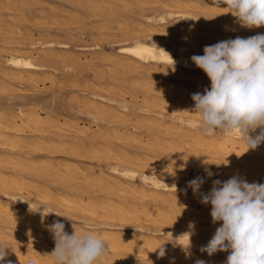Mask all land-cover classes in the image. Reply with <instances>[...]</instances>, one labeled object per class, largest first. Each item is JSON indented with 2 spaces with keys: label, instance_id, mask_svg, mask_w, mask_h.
Segmentation results:
<instances>
[{
  "label": "bare ground",
  "instance_id": "1",
  "mask_svg": "<svg viewBox=\"0 0 264 264\" xmlns=\"http://www.w3.org/2000/svg\"><path fill=\"white\" fill-rule=\"evenodd\" d=\"M27 1L28 0H0V42L2 44H6L5 49L0 47V87L5 85L6 81H13L19 84H29L33 88H36L38 84L44 82L46 78H48L49 80V77L47 76H51V73L56 72L54 66L56 65V61L60 57V55L59 53L57 54V52H55L54 45L52 43H29L27 37H23L19 33V31H17L16 25L18 19H22L23 21L27 20V14L25 13L30 11V7H28ZM67 1H71L70 3L74 4L72 3V0ZM85 1L87 3H85L84 5L86 6H82L83 4H80V0H78L81 8L88 7L89 9H94L93 11H95V13L100 12V14L97 13L93 15L94 17L101 18V24H99V21H97L95 22V25H92V27L94 26L95 28L97 23V27L100 29H102V27H99L100 25H105L104 27H106L109 24L111 25V22H113V20H115V24H118L116 20H119L120 18L119 14L121 11L119 12V8H123L124 10L125 8H128L130 6L127 2H125V0H114L113 4H110L112 2L107 4V8H104L103 6L101 9H99L102 11H96V9H98V6L96 4L98 3V1L84 0L83 2ZM127 1L130 3L133 0ZM155 1L156 3L153 1L154 4H158L157 6L163 8H172L176 5L177 7L181 6H178L181 0H173L169 3L167 2V0ZM37 2V0H29L30 4H37ZM102 2H104L105 4V2H108V0H103ZM183 5V7H185L186 3ZM188 5H190V3ZM143 6L144 5H142L141 7ZM133 7L135 8V6ZM138 8H140V6ZM51 9H53V7ZM131 9L133 10V8ZM187 9L185 13H189ZM211 10L218 11L220 9L212 8ZM141 11L146 12L148 10L145 11L143 9ZM92 13L91 16H93ZM131 13L133 12L131 11ZM137 14H139V12ZM88 15L89 14H86V16ZM118 15L119 18L116 19ZM172 15V13H168L166 16L171 17ZM166 16L162 15L158 18L145 17L146 22L143 26L141 25V23H138L139 25L136 23V26L135 23L132 22L134 26H136V28L138 27V31H136H140L139 34L144 38L136 35L137 33H134L136 36L131 35L132 33L130 34L129 32L125 31L127 29L125 27L124 32L118 33V35L120 36L121 34L122 37H125L127 39L132 36L131 43H116L118 44L116 53L106 52L104 53V57L101 59L107 63L106 65H112V69H119L120 71L125 73L137 75L140 72H145L150 75V73H158L161 72V69H165L164 71H166V74L168 76H172V78L173 76H176L186 82H194V84L197 83L199 85V90H186L185 88L187 87H182L183 90H180L177 87L179 90L168 91L159 89L155 90V88L151 87L152 89H154L152 94L153 99H165L166 107H170L172 111H166L164 109L165 113L158 111L154 112L146 108L144 105L132 109V107L127 105V102L124 101V98V100H117L109 96L110 94L108 96L102 95L101 92L104 90H98V88L96 92L89 93L90 99H82L81 101L77 100V106L75 108L76 111L74 113V117H84L86 120L90 121V123L93 124L92 128H89L88 124L86 127L82 126L84 125L83 122V124L80 125L79 121H77V119L75 118L72 120L55 115V111L53 110L47 112L42 116L39 115V110L33 108H18L17 110H7V108L4 107L0 108V169H11L17 172V174L19 175L26 174L30 176L40 177V179L44 178V181L45 178L50 179L51 182L55 185H61L65 192L61 195H58V193V196H56L49 188H41L40 190H38L36 187L37 184L34 185L32 183V180L31 183H24L26 182V179L23 182L20 176L18 178V176L16 175L4 176L0 174V192L10 201L5 205L0 204V245L8 247L5 249L7 253L6 259L4 262H0V264H7V261H11L12 264H52L48 254L52 252L55 246L53 245L54 241L52 238V234L47 230V225L52 224L55 220L44 221L42 219H39L40 217H37L38 219L35 218L36 216L31 217V215L27 213L28 211H24L23 209L25 208L27 210H30V204L33 209L37 205L39 206L40 211L36 212L37 216H42L41 212L43 211V208L45 206L47 209L55 210L66 216L69 215L68 213L73 212L75 213V215L72 216L73 218L80 220L81 223L87 222L89 225L94 226L102 236V238L107 242L109 250L108 254L103 257L102 261H98L97 264H195L197 260H204L206 264H224V261L228 256L227 252H217L216 255L219 254V256L221 257L216 259L213 257L207 258L208 255L206 256L204 254H201L200 256L196 254L194 255L193 252L191 255V253L189 252L195 250L200 251L201 246L208 243L200 238V235H205L202 229H193L189 227L190 224H194H192L193 222L189 220L191 218H189L188 216L191 212L192 214L193 212H195L194 206L198 205L197 201L200 200L198 199L199 195L192 194L189 196V199L187 198V201L186 199L182 198L179 193H176V191L178 190L176 185L170 184L167 177L172 175L175 180H178L180 176H183L184 174H181L178 171L179 168H182V163L187 164L189 167L192 166L193 168L198 169V166L195 165V162H193L192 158H188L183 155L186 151H189L193 155H203V157H207L209 155L214 156L211 161L209 160L211 164H208L214 167L215 170H219L221 168L222 162L227 160V167L229 169L245 168L249 170L251 168H254L257 172L258 170L264 172V143H261L255 150L246 151L247 149L245 148L244 143L239 139L238 136H226L222 134L221 139L217 142L215 141L217 134L206 136L203 135L198 128L189 126L187 122L196 121L194 118H185L181 116L182 114L177 115L176 113L178 111L175 113V110H173L174 108H183L188 115L189 113H194L190 112L194 107V101L191 99V96L196 92L202 93V88L207 84L210 86V81L202 70L193 67L188 62V56L184 54L187 48L186 46L188 45H178V43L177 45H175L174 41H169V43H167V37H162L155 34L156 31L153 28L156 26L154 25L153 27V24L158 23V25L163 24L164 26V24L166 23ZM188 16L189 17L187 18H189V22L200 19L199 17L194 15V13L193 15L191 14ZM229 16H231V14ZM222 17H224V15ZM31 18L33 17L31 16ZM220 18L221 17H219V19ZM49 19H51V17H49ZM125 19L126 18L124 15V20ZM82 20L83 19H81V21ZM128 20L124 21L126 25H128ZM121 22L123 23V20ZM228 22L231 21L228 20ZM194 25L195 23L191 26L194 27ZM29 26L31 25L29 24ZM116 26L118 28V25ZM224 26H226V24ZM187 27H189V25ZM192 28H183L182 30L174 29L175 31H170H172L174 34L184 35L183 38L185 37V35H187V37L191 39V37L193 38L192 33H194ZM50 29L52 28L50 27ZM227 29L231 30L229 26L225 30ZM197 30L198 29H196L195 31ZM234 31L235 30H233L232 28V32ZM248 31L264 33V26L250 30L248 29ZM228 32L231 31L227 30V33ZM66 33L67 32L65 30L64 34ZM101 33L102 32H99L98 35H100ZM14 34H17L18 37H14ZM105 34H107V32H105ZM39 35L41 34L39 33ZM234 35L232 34V36ZM237 36L239 35L237 34ZM194 37L197 38V36ZM212 38L214 39L216 37L213 36ZM222 38L223 37H221L220 39ZM209 39H207L208 42ZM49 40L51 41V39ZM198 40H202V38H199ZM183 41L185 40L183 39ZM206 43L207 42H205V44ZM58 45L61 49L67 50L70 48L67 44L60 43ZM198 45L199 42L197 46ZM193 47L196 46H192L191 49H193ZM15 48L20 51H16V53L12 54ZM28 48H36L34 49L35 53L42 64L33 63L32 58L24 57L19 54L20 52L26 51L29 55H31L34 50H28ZM79 50L85 51L87 50V48L80 47ZM67 51L70 52L69 50ZM202 51L203 50L199 52ZM63 52L65 53V51L62 50V53ZM165 52L168 53L170 57L175 61L174 66H171L172 61ZM172 52L176 53V55L173 56L171 54ZM3 53L5 55H3ZM115 54H118V56L122 55L125 58L121 59ZM98 58L99 57H97V59ZM53 63H55V65L50 66V64L52 65ZM65 65L66 64H64L63 66L65 67ZM66 66H69V64ZM93 66L91 65L92 68ZM51 67H53L54 69H52ZM129 76L127 78H129ZM132 80L133 79H131V81ZM63 81L61 82L64 83ZM113 81L115 82V80ZM128 81L129 83L131 82L130 78L128 79ZM124 83L126 82L124 81ZM129 83L126 84L128 85ZM7 85L8 84H6V86ZM42 85L44 86V84ZM8 87L10 88V84ZM137 87L139 88L140 86ZM132 88L133 87H131V89ZM118 91L119 89L117 90V92ZM114 93L117 94L116 92ZM131 95H133V93ZM145 95L146 94H144V96ZM148 96L146 97L148 98ZM143 98L144 97H142L141 99L142 101ZM147 100L148 99H146V101ZM147 107L149 106L147 105ZM130 111H134L135 114H137L138 121L140 120L139 122L137 121L138 123H147V125L145 124L147 126V130L145 128V131H147L149 139L142 140V136L138 137L141 133H139L137 136L136 133L138 130H140L139 126H137L138 123L137 125L133 124V122L127 124V122H130L131 120L129 118L130 115H128V112ZM131 116L133 117L134 115ZM165 122H170L171 125H174L175 127L172 126L171 129H165ZM27 135L35 136L34 139H39L38 142H40L36 143L35 141V145H27L30 146V149L33 150L32 153L36 152L38 155L50 154L53 156H71L73 158H76L78 161H85L88 165L97 164V173L94 172L93 168L95 166L93 167V165L81 167L78 164H71L70 162V164L61 162V164L59 165L58 163L54 164L50 162L51 160L36 161L35 156L37 154H27V151L24 149L23 144L27 139H25V136ZM188 137H195L192 139L193 144H188V142L190 141L188 140ZM31 138L33 140V137ZM28 139L31 140L30 136ZM116 145L123 148L137 146L139 147V149H144L153 154V159L150 160V157L146 155V153L144 154L146 155V158L140 155H131L130 153L124 151V149H117ZM184 145L187 146L184 147ZM205 147L206 150L203 151V153L198 152V148H200L201 150ZM168 154H173L179 158H176L175 162L172 161V163H164V160L168 157ZM147 157L149 158L147 159ZM200 162L202 161L200 160ZM101 165L107 166V169H101ZM200 165L202 166V168H206L202 163ZM202 168H199V170L196 171H192L201 172ZM153 171H156L157 173L154 174ZM202 173L206 174L205 178H207L208 180L209 177L207 176V171L204 172L202 170ZM253 173L255 175V172ZM247 182L252 183L254 181L249 180ZM211 187L212 183L206 185L204 193H208ZM22 192H26L27 194H29L28 197H22ZM200 192L202 193L201 188ZM185 200L188 203V206H184ZM161 206L164 209H161ZM209 207H211L210 204H202L201 210L198 213H195L196 219L194 220V222L201 221L207 224L211 228V231L206 230L207 234L211 235L212 237L215 232L213 228L219 227V223L214 224L212 222V218L210 215L211 211ZM61 208H64L66 213L60 212L59 209ZM83 214L87 215V221L83 219ZM50 215L56 216L54 214ZM66 227L68 226H65V230L69 234H71L74 229L77 231L82 230V227ZM190 232L192 233L190 237L191 246L189 249L185 250L183 246H187V233ZM144 234L150 236L144 237ZM162 235H168L167 237H165V239H168L169 241H167L164 245V247L166 248V255L163 258H160L158 256L159 249L156 248L161 243H163L164 240L157 238V236Z\"/></svg>",
  "mask_w": 264,
  "mask_h": 264
},
{
  "label": "rangeland",
  "instance_id": "2",
  "mask_svg": "<svg viewBox=\"0 0 264 264\" xmlns=\"http://www.w3.org/2000/svg\"><path fill=\"white\" fill-rule=\"evenodd\" d=\"M37 1H38L37 4H30L29 3V0L27 1V5H28V7H30V11H28V12L25 13V14H27V17H26L27 20L23 21L22 19L21 20L18 19L17 25H16L17 26V31H19V33L23 37L26 36L29 43H36V44H38V43L39 44H41V43H52L54 45L55 52H57V54L59 53L60 57L56 61L58 64L56 63V65H55V63H53L52 65L50 64V66H54L55 65L54 68L56 69V72H54V73H51L50 72L51 73L50 74L51 76H47V77H49V80H48V78H46V80L44 82H42V83H39L36 88H33L29 84H23V83L22 84L21 83L19 84L17 82H13V81H6L5 82V85H3V86L0 87V108L1 107H4V108H7V110L8 109L17 110L18 108H22V109L33 108V109L39 110L38 113H40L39 115H42V116L45 115L47 112H50L51 110H53V111H55V115H58L60 117H64V118H67V119H72V120L75 118V119H77V121H79V124L80 125H82L84 123V125H82V126L86 127L87 124H88V127L89 128H92L93 127V124H91L90 121L86 120L84 117L83 118L82 117H79V116L78 117H74V113L76 111L75 108L77 106V100L78 101L79 100L81 101L82 99L83 100L84 99H90V97H89L90 94L89 93L96 92L97 88H98V90L99 89L104 90V91L101 92L102 95H107L108 96L110 94L109 96H111V97H113V98H115L117 100H124L125 99L124 101H126L127 102V105L131 106L132 109H135L138 106L144 105L149 110H152L154 112H157V111L158 112H163V113H165V110L166 111L167 110L172 111V109L170 107H166V105H165V102H166L165 99H163V98H161L160 100H156V99L154 100L153 99L152 94H153V90L154 89H152V88H155V90H158L159 89V90L173 91V90H179V89L180 90H183V88L187 87V88H185L186 90L187 89L188 90H194V89L195 90H199V85L196 82L195 83L197 85L194 84V82H186L183 79H180V78H178L176 76H173V78H172V76H168L166 74V71H164L165 69L164 70L161 69V72H158V73H150V75L147 74V73H145V72H140L139 74L134 75V74H129V73L122 72L119 69H115V68L112 69V65H110V64L106 65L107 63L104 62V60L101 59V58L104 57V53H106V52L116 53L117 47H118L117 46L118 44H116V43H121V44H130L131 43L132 36L129 39H127L125 37H122L121 34H120V36L118 35V33L124 32V30H125L124 28L125 27L127 28L125 31L129 32L130 34L132 33L131 35H135L137 33L136 35H138L139 37L144 38L143 36H141L139 34L140 31L137 32L138 31V29H137L138 27L136 28V26H137L136 23L137 24L138 23H141V25L143 26L145 24V22H146L145 17L158 18L159 16H162V15L163 16H166L168 13H172L173 15L171 17H167L166 16V23L164 24L165 27L163 26V24H161V25L159 24L158 25V23H154L153 24V27L155 25L158 29L156 27H154L153 29L156 31L155 32L156 35H160L162 37H167L168 38L167 43H169V41L170 42L171 41L172 42L174 41V44L175 45H177V43H178V45L179 44L180 45H185V44L188 45V46L185 45L187 48H186V51H185L184 54L186 56H188V62L193 67H196V66L193 64V62L189 58H191L193 55H203V51L202 52H199V51L203 50L204 47H202V46L212 45L214 43H217V42L223 41V40H227V39H234V38L237 37V34L239 36L241 35L240 37H244V38H247L248 36L250 37V36H254V35L258 34V32H252L251 31L252 32L251 33L250 31H248V29L241 28V26L239 24H237L236 22H234L235 21V18L232 15H231L232 17L229 16L230 14H223L224 17H222L223 15H219L223 11H225L224 9H220L218 11L211 10L212 8H215L213 6H216V5L213 4V0H188V1L187 0H181L180 1V4L178 5V6L181 5L180 6L181 8L180 7H177V5L174 6V7H172V8L171 7L170 8H163V7L157 6L158 4H154L153 1L156 3L155 0H138V1L137 0H133L130 3L127 0H125V2H127L131 7L129 6L128 8H125L127 12L125 11V9L123 10V8H119L120 10L118 9L119 12L121 11L120 14H119L120 15V18H119V15L116 18V19L119 18V20H116L118 24H115V20H113V22H111V25L113 27L110 24L106 26L108 28L104 27L105 25L104 26L103 25H100L99 27H102V29H100V28L97 27V23H96L95 28H94V26L92 27V25H95V22H97V21H99L98 23L101 24V22H100L101 18L94 17V15H93V14H97V13L100 14V12L95 13V11H93L94 9H89L88 7H84L85 9L83 7L81 8L80 4H83L82 6H86L84 4L87 3V2L86 1L83 2L84 0H80V2H79L80 4L78 3V0H72V3H74V4H71L70 3L71 1H67V0H65L66 2L64 0H44V1L43 0H37ZM96 1H98V3H96L97 6H98V9H96V11H98L99 9H101L103 6H104V8H107L106 6L110 2H112L110 4H113L114 3V0L113 1L112 0H108V2H105V4H104V2H102L103 0H96ZM172 1L173 0H169V1L167 0L168 3L169 2H172ZM188 2L190 3V5H188L189 4ZM68 3H70V4H68ZM185 3H186V5H185V7H183L184 6L183 4H185ZM195 4H196V6H195ZM17 5H18V3H17ZM48 5H50V6H48ZM142 5H144V6L141 7ZM151 5H152V7H151ZM51 6L53 7V9H51L52 8ZM60 6H61V8H60ZM133 6H135V8ZM139 6H140V8H138ZM175 7H177V8H175ZM189 7L191 8V10H190ZM219 7H226V5L220 4ZM131 8H133V10ZM143 9L145 11L146 10H148V11H146V12L141 11ZM186 9L189 11V13L190 12L191 13L190 14L188 12L185 13L186 12ZM196 9H198L199 11L196 10ZM203 9H205V10H203ZM130 10L133 13H131ZM71 11H72V13H71ZM99 11H102V10H99ZM182 11H183V13H182ZM201 11H203V12H201ZM138 12H139V14H137ZM207 12H209V13H207ZM91 13H92L93 16H91ZM193 13H194V15H196L197 17H199L202 21L199 19L200 21L199 20H193V21L189 22L190 20L187 17H189L188 15H191V14L193 15ZM29 14L33 18H31V16ZM53 14H55V15H53ZM86 14H89V15L86 16ZM124 15H125V18H126L125 20H124ZM216 15H218L217 16L218 19L215 17ZM213 16H214V18H213ZM225 16H227V17L229 16V17L227 18ZM49 17H51V19H49ZM87 17H89V18H87ZM219 17H221L220 18L221 20L219 19ZM34 18H35V20H34ZM222 18H223V20H222ZM81 19H83L84 21L82 20L83 21L82 22ZM227 19L229 21H231L232 23L231 22H228ZM122 20H123V23L121 22ZM127 20H128V22H127L128 25H126V23L124 22V21H127ZM90 21H92V22H90ZM61 22L64 23V24H62ZM132 22H134L136 26H134V24ZM187 22H189V23H187ZM205 22H207L208 24L205 23ZM90 23H92V24H90ZM130 23L133 24V25H131ZM194 23H195L194 27L191 26ZM215 23H216V25H215ZM29 24L31 26H29ZM225 24H226V26H224ZM85 25H87V26H85ZM116 25H118V28H117ZM188 25H189V27L191 26L190 28L193 27L192 30H193L194 33H192L193 34V38L191 37V39L188 38L187 35H185V37L183 38L184 35L174 34L172 32V31L179 30V29L182 30L183 28L184 29H190L189 27H187ZM200 25H202V26H200ZM228 26H229V28H231V30H229V29H227V30L228 31H231V32H228L227 33V30H225V29L228 28ZM50 27L52 29H50ZM174 27H176V28H174ZM58 28H62V29H58ZM163 28H165V29H163ZM232 28H233V30H235L234 32H232ZM237 28H239V29H237ZM69 29H70V31H69ZM196 29H198V30L200 29V30L199 31L198 30L195 31ZM65 30L67 32L66 34H64L65 33ZM74 30H75V32H74ZM170 30H172V31H170ZM29 32H31V33H29ZM99 32H102V33L100 35H98ZM105 32H107V34H105ZM167 32H169V33H167ZM39 33L41 35H39ZM232 34L233 35L235 34V35L232 36ZM77 35H79V36H77ZM108 35H110V36H108ZM212 35L215 36L216 38L213 39L212 38L213 37ZM245 35H247V36H245ZM16 36L18 37L17 34H14V37H16ZM44 36L45 37L47 36L46 39H45ZM194 36H197V38H195ZM54 37H55V39H54ZM221 37H223V38L220 39ZM180 38H181L182 41H183V39L185 41L182 42L180 40ZM199 38L200 39L202 38V40L203 39L204 40L203 41L202 40H198ZM49 39H51V41ZM192 39H194V40H192ZM195 39H197V40H195ZM207 39H209V42L207 41ZM211 39H213V40H211ZM29 40H31V41L34 40V41L31 42ZM69 41H70V43H69ZM180 41H181V43H180ZM197 41L199 42V45H198L199 47L197 46V44H198ZM205 42H207L208 44L207 43L205 44ZM60 43L61 44L63 43V44L69 45L70 48L67 49V50H69L70 52H68L65 49H61L60 46L58 45ZM0 45H1L0 46L1 48H4L5 49V47H6L5 45L6 44H2L0 42ZM192 46H196V47H193V49H191ZM80 47H86L87 50H85V51L79 50ZM34 49H36V48H33V49L32 48H28V50H34ZM57 50H59V51H57ZM62 50L65 51V53L63 52L64 54L62 53ZM16 51H20V50H18V49L15 48V50H13L12 54L16 53ZM193 52H196V53H193ZM34 53H35V50L33 51V53L31 55H29L26 51L25 52H20L19 54L22 55V56H24V57H30V58H32L33 63H38V64L41 63L42 64V62L40 61V59H38L36 53L35 54ZM66 53H67V55H66ZM171 54L173 56L176 55V53H174V52H172ZM3 55H5V54L3 53ZM115 55L118 56V54H115ZM97 57H99V58L97 59ZM118 57L121 58V59L125 58L122 55H119ZM64 64H66V65L69 64V66H66L65 65V67H64L63 66ZM71 64L72 65L75 64V65L72 66ZM104 64H105V66H104ZM91 65L92 66L94 65L93 68L91 67ZM56 66H57V68H56ZM60 66H62V67H60ZM70 66H72L73 68L70 67ZM51 68L54 69L53 67H51ZM51 71H53V70H51ZM65 71H66V73H65ZM98 76H99V78H98ZM128 76L130 78V81H131V79H133L130 82L132 84L129 83V81H128L129 78H127ZM169 77H171V78H169ZM135 79H137V80H135ZM95 80H96V82H95ZM113 80H115V82ZM201 80H203V79H201ZM54 81H55V83H54ZM61 81H63L64 83H62ZM89 81H91V82H89ZM124 81L126 83H129V84L127 85L126 83H124ZM92 82H94V83H92ZM198 82H200V81H198ZM97 83H98V85H97ZM6 84H8V85L6 86ZM9 84H10V88L8 87ZM42 84H44V86ZM40 85H42V86H40ZM148 85H150V86H148ZM154 85L155 86L157 85V86L155 87ZM12 86L13 87L15 86V87L13 88ZM130 86L133 87V88L131 89ZM137 86H140V87L138 88ZM144 87H146L148 89H146ZM149 87L150 88L152 87V88L150 89ZM207 87H209L208 84L207 85H204V87L202 89L204 90ZM108 89H109V91H108ZM111 89H114L115 91L114 90H111ZM116 89L117 90L119 89V91L117 92ZM105 90H107V91H105ZM125 90H126V95H125ZM127 90H129V91H127ZM135 90H136V92H135ZM121 91H123V92H121ZM114 92H116L117 94H115ZM131 92L133 93V95H131L132 94ZM144 94H146V95L144 96ZM132 96H134V97H132ZM146 96H148V98ZM142 97H144V98L146 97L145 100L143 98V101H142L141 100ZM137 98H140V99H137ZM146 99H148V100L146 101ZM150 100H153V101H150ZM146 102H148V103H146ZM28 105H30V106H28ZM147 105L149 107H147ZM173 110H175V113L178 111L176 114L177 115H181L182 114L181 116H183L185 118L191 117V118H194L195 120L198 119L197 118V115L195 113H189V115H188L186 113L185 109H183V108H174ZM128 115H130L129 118L131 120H130V122H127V124L133 122V124L137 125V123L140 121V120L138 121L137 114H135L134 111H130V112H128ZM131 115H134L133 116L134 119H133V117ZM78 119H80V120H78ZM143 123L144 122H142V124L138 123L137 126H139V129L140 130H138L136 134L138 136V134L141 133L138 137H141L142 136L141 137L142 140H146V139H149L148 134H147V131H145V128L147 127L146 126L147 123H145L146 125L143 124ZM165 123H166L165 126H164L165 129H171V127L174 126V125H171L170 122H165ZM166 126H168V127H166ZM164 127H163V129H164ZM146 130H147V128H146ZM216 134H217V136H216L215 141L218 142L221 139L222 134L219 133V132H217ZM29 136H30V139L31 140L28 139ZM31 137H33V140H32ZM34 138H35V136H33V135H27V136H25V139L26 140L24 141L25 143L23 144V146H24V149L27 151V154H30V155L37 154L36 152L32 153L33 150L30 149L31 144L32 145H35V141H36V143H40V142H38L39 139H34ZM193 138H195V137H191V138L188 137V140H190L188 142L189 145L190 144H193V141H192ZM27 145H30V146H27ZM185 146H187V145H184V147ZM116 147H117V149H124V151L130 153L131 155H137V156L140 155V156H142L144 158H146V155H148L150 158L147 157V159L148 158L150 160L153 159V154H151L149 151H146L144 149H139V147H137V146H134L135 148L133 146L132 147H124L123 148L121 146L116 145ZM135 149H137V150H135ZM197 150H198V152L203 153V151L206 150V147L203 148V149H201V150H200V148H198ZM145 153H146V155H144ZM169 155L170 154L167 155L168 156L167 158L169 160L167 158L165 160L163 159L164 160V163L165 162L172 163V161H174V162L176 161V158H179V157H177V156H175L173 154H171L170 156ZM183 155L186 156V157H188V158H192L193 162H195V165L198 166V169L197 168H193L192 166L189 167L187 164L182 163L183 164V165L181 164L182 165V168H179L178 171H179V173L184 174V175L183 176H180L178 180H175L172 175L168 176L167 179H168V182L170 184L176 185V187L178 189L176 191V193H179L181 195V197L184 198V199H186V200H187V198L189 199V196L193 194L192 188L191 187H188V182L191 181V180H193V179H195L197 176H199V177L203 176L202 178L205 179V183L201 186L202 193H204V189H205L206 185H208L209 183H212L213 180L219 179L220 181H226V180H228L229 178H231L233 176H237L238 178L244 179L246 181H249L250 180V181H254L256 183H264V172L263 171L258 170V172H257L256 169H254V168H251L249 170H247L245 168H242V169H239V168L229 169L227 167V160H225V161L222 162L221 168L219 170H215L214 167L210 166V164H211L210 161L214 158V156L209 155L210 157L209 156H207V157L204 156L203 157V155L202 156H199V154L198 155H193L189 151L184 152ZM43 158H45V159H43ZM61 158L62 159L64 158V159L62 160ZM198 158L202 162H200V160ZM35 159H36V161H38V160L39 161H43V160L50 161L51 160L50 162H52L54 164H57L58 163L59 165L61 164V162L62 163H66V164H70V163L71 164H74L75 163V164H78L81 167L90 166V165L92 166L93 165V167L95 166L93 168L94 169V172L97 173V170H98V169H96L98 167L97 164H89L88 165L85 161H78L76 158H73L71 156H65V155H63V156H53V155H50V154H39V155L37 154L35 156ZM170 159H172V160H170ZM67 160H70V161H67ZM199 163L200 164L202 163L206 168H202V166ZM208 163H210V164H208ZM100 167L103 170H106L107 169L106 168L107 166H105V165H101ZM199 168L200 169L202 168V170L204 172L206 170H211L214 173V175L212 177H209L208 180H207V178H205L206 174L205 173H202V170H201V172H199V171L198 172L192 171V170H195V171L196 170H199ZM172 170H174V169H172ZM240 171H242V172H240ZM253 172H255V175H254ZM153 173L156 174L157 172L156 171H153ZM0 174H2L4 176H7V175H9V176H15L16 175V176H18V178L20 176L23 182L26 179L25 180L26 182H24V183H31L33 181L32 183L34 185L37 184L36 187H37L38 190H40L41 188H49V189H51L53 191V193L56 196L61 195L62 193H65L64 192V189L62 188L61 185H58V186H57V184L55 185L54 183L51 182L50 179H46L45 178V181H44L43 180L44 178L43 179H40V177L30 176V175H26V174H20L19 175V174H17V172H15L14 170H11V169L10 170H8V169H6V170L0 169ZM22 177H24V178H22ZM35 182H37V183H35ZM21 195H22V197L27 198L29 194H27L26 192H22ZM198 199H200V197ZM186 200H185L184 206H188V203L186 202ZM9 202L10 201L5 196H3V194L0 192V204L5 205L6 203H9ZM197 202H198L197 203L198 205H195L194 206L195 212H193V214L191 212L189 214V216H188L191 219H189V218L188 219L191 222H193L192 224L195 225V227L193 229H202L204 231L203 233H205V235L202 236V235L199 234L200 235V238L203 239V240H205L206 242H208L211 239V235L207 234V231H211V228L207 224H205V223H203L201 221L194 222V220L196 219V216H195L196 214L195 213H198L201 210V207H202V203L200 202V200H198ZM160 208L161 209H164L162 206ZM23 209H24V211H28L27 213H29L31 215V217H35V216H36L35 218H37V217L39 218L40 217L39 219H42L44 221H46V220H49L50 221V220L59 219V220H61L65 224V226H68L66 228H70V227L72 228L73 226L74 227H80V228L82 227V223L80 222V220H77L76 218H73L72 217V216L75 215V213H73V212L68 213L69 215H67V216L64 215V216H66V217L69 218V219H67L65 217H59V216H53V215H47V216H43V217L42 216H37L36 212L27 210L25 208H23ZM209 209L211 211V207H209ZM59 211L62 212V213H66V211H65L64 208L59 209ZM82 216H83V219L84 220H86V221L88 220L87 215L83 214ZM216 228L217 227H214L213 230L215 231ZM126 232H128V231H126ZM143 236L146 237V236H150V235L144 234ZM160 237L161 236H157V238H160ZM53 245L55 246V244H53ZM189 252L191 253V255H192V252H193L194 255L196 254L198 256H200L201 254L202 255L204 254L206 256L208 255L207 253H202L199 250L189 251ZM212 257L216 259V258H219L221 256H219V254L218 255L214 254L212 256H209L208 255L207 258H212Z\"/></svg>",
  "mask_w": 264,
  "mask_h": 264
},
{
  "label": "clouds",
  "instance_id": "3",
  "mask_svg": "<svg viewBox=\"0 0 264 264\" xmlns=\"http://www.w3.org/2000/svg\"><path fill=\"white\" fill-rule=\"evenodd\" d=\"M213 4L225 10L219 15L231 14L242 28L264 26V0H213ZM220 4L226 7H219ZM170 59L174 66L175 61ZM191 61L205 73L210 86L202 93L192 94L194 107L190 112L198 119L188 121L189 126L206 136L217 132L238 136L246 151L257 149L264 143V33L206 45L203 55H193ZM206 171L208 177L214 175L211 170ZM204 183L205 179L197 176L188 182V187L199 195L202 204L211 205L212 222L219 223V227L200 251L209 256L227 252L224 264H264V183H248L237 176L226 181L216 179L206 194L200 192ZM29 208L40 211L38 205L33 209L30 204ZM50 214L69 219L44 206L42 217ZM47 230L55 244L48 254L52 264H97L108 254L107 242L87 222H82L81 231L74 229L71 234L60 220L47 225ZM191 234L187 233L185 250L191 246ZM168 235L160 237L164 242L156 248L160 258L166 255L164 245L169 241L165 239ZM6 248L0 245V262L6 259ZM195 264L206 262L197 260Z\"/></svg>",
  "mask_w": 264,
  "mask_h": 264
}]
</instances>
